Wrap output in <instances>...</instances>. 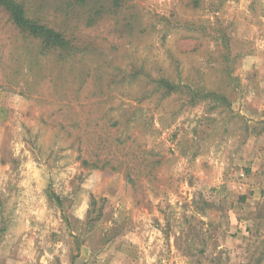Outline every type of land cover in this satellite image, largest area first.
Returning a JSON list of instances; mask_svg holds the SVG:
<instances>
[{"label":"rangeland","instance_id":"obj_1","mask_svg":"<svg viewBox=\"0 0 264 264\" xmlns=\"http://www.w3.org/2000/svg\"><path fill=\"white\" fill-rule=\"evenodd\" d=\"M17 1L0 264H264V0Z\"/></svg>","mask_w":264,"mask_h":264},{"label":"trees","instance_id":"obj_2","mask_svg":"<svg viewBox=\"0 0 264 264\" xmlns=\"http://www.w3.org/2000/svg\"><path fill=\"white\" fill-rule=\"evenodd\" d=\"M85 1V0H78ZM118 0H114L117 5ZM0 8L8 14L12 25L24 36L36 39L43 50L47 49H66L70 48V40L64 36L62 31L57 30L46 23L40 22L36 18L27 15L25 6L17 0H0ZM95 166V165H94Z\"/></svg>","mask_w":264,"mask_h":264}]
</instances>
